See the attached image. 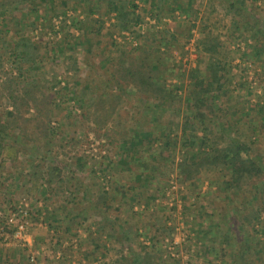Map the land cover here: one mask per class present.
Masks as SVG:
<instances>
[{"label":"rangeland","instance_id":"1","mask_svg":"<svg viewBox=\"0 0 264 264\" xmlns=\"http://www.w3.org/2000/svg\"><path fill=\"white\" fill-rule=\"evenodd\" d=\"M30 2L19 27L0 4V43L31 40L38 59L28 73L48 82L54 119L46 139L22 121L25 136L3 135L16 154L0 156V264H264V0ZM122 6L131 20L121 30ZM119 53L156 68L167 97L116 83ZM211 63L222 88L207 92L203 122L183 136L190 76L207 83ZM23 68L1 43L0 84ZM111 93L118 99L96 110ZM12 116L0 90V120ZM232 141L248 147L259 177L229 189L220 165L176 181L177 162ZM50 165L61 185L46 182ZM12 215L26 218L23 241L12 238Z\"/></svg>","mask_w":264,"mask_h":264},{"label":"trees","instance_id":"2","mask_svg":"<svg viewBox=\"0 0 264 264\" xmlns=\"http://www.w3.org/2000/svg\"><path fill=\"white\" fill-rule=\"evenodd\" d=\"M2 1L3 2L0 4L3 15L9 17L8 21L10 24L12 23L14 27L20 26L17 14L25 17L32 13L31 10H28L31 4L30 0ZM168 1L169 0H158V3H165L166 5ZM9 10L13 11V13H10ZM24 11L26 12L24 13ZM119 12L120 14L116 23V28L121 30L127 29L131 20L129 17V11L122 6L119 9ZM32 24L33 23H31V25ZM17 33L20 34L19 32ZM23 37L24 38H20L17 43H13L12 47L10 44H7L6 41L2 40L1 42L7 50H12L16 59H20V62L26 66V68H23L22 72L18 70L17 77L13 79H5L0 84V90H2L4 97L13 108V116L9 123H3L0 120V156L8 158H13L16 154V149L3 143V135H5L8 130L19 128L20 132L25 136L26 132L24 127H19L20 121L27 124L34 123L33 128L37 130L36 132H38L41 138L46 139L48 135L46 126L48 127L54 119L52 98L48 95V82L41 79L40 76H35L34 73H28L27 67L34 65L35 61L38 59L36 48L26 35ZM23 74H26V76H23ZM222 74V68L219 63H211L208 69L207 83L190 76L192 80L189 93L190 111L185 115L184 124L181 126V135L184 136L187 130H191V122H203L205 111L203 112L202 109L206 108L204 96L209 91H218L222 88L224 80ZM110 76H112L111 78H114L116 83L123 82L127 86L131 85L140 93L147 94L154 99L167 97L164 88L158 83L157 69L145 66L142 62L137 61L124 53H119L117 55L113 64V72ZM110 99L114 100L118 99V97L114 93H111L106 98H104V96L98 97L95 102L96 110L102 109V104ZM31 109L35 112V115L33 117H25ZM109 111L112 112L113 107H111ZM101 116L102 122L108 119V115L102 114ZM101 116L98 115L97 118H100ZM163 146V150H167L169 143L165 141L163 142ZM220 165L228 167V170L230 171V181L227 182V187L236 191L240 190V184L249 179L259 177L262 174L260 167L248 155V147L240 142L232 141L227 147L221 149L214 148L212 153L203 154L197 161H188V159L185 158L177 162L176 181L178 183L190 181L202 168ZM44 174L48 184L54 182L55 184L61 185L62 180L59 170L55 165L47 167ZM104 198L105 197L102 196L99 200L102 201ZM253 213L254 212H251L244 216L242 218L243 222L246 221L249 223L248 219L251 215L253 216ZM255 217L253 216V218ZM127 235L128 231L123 230L120 237L127 241Z\"/></svg>","mask_w":264,"mask_h":264},{"label":"built area","instance_id":"3","mask_svg":"<svg viewBox=\"0 0 264 264\" xmlns=\"http://www.w3.org/2000/svg\"><path fill=\"white\" fill-rule=\"evenodd\" d=\"M24 215H12L7 219V224L12 226V238L16 241H23L25 237L27 221Z\"/></svg>","mask_w":264,"mask_h":264}]
</instances>
